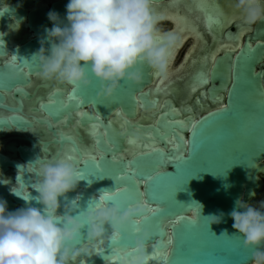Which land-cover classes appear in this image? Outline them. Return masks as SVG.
Here are the masks:
<instances>
[{
    "label": "water",
    "instance_id": "95a60500",
    "mask_svg": "<svg viewBox=\"0 0 264 264\" xmlns=\"http://www.w3.org/2000/svg\"><path fill=\"white\" fill-rule=\"evenodd\" d=\"M68 2L0 0V200L6 201L9 212L39 207L34 200L26 205L22 199L37 195L32 189L38 179L36 172L43 164L57 160L66 149L77 148L79 163L75 166L87 179L67 195L69 201L78 197L76 203L82 210L105 191H114L118 183L131 187L130 181L116 179L130 162L133 171L161 174L149 199L151 206L163 211L140 227L142 232L152 234L149 254L153 242L161 239L157 234L160 228L165 230V240L173 236V245L166 261L153 264L190 259L201 264H251L252 250L243 247V238L236 235L229 214L238 199L256 207L264 198V20L249 27L235 0H153L157 15L179 4L178 16L190 17L187 22L206 45L198 66L183 72L178 85L169 84L167 89L157 91L161 77L139 65L141 82L121 81L113 97L103 101L97 98L100 82L90 76L91 86L76 90L79 99L72 102L67 98L72 90L42 79L38 64L32 61L45 29L53 26L48 13L55 11L64 20ZM219 8L225 15L217 23ZM232 28L236 31L231 32ZM245 32L249 33L242 45ZM232 43L241 45L234 52L217 53L213 61L217 49ZM249 44L252 54L247 51ZM13 61L27 62L38 73L19 77L9 67ZM24 71L29 72V68ZM199 80L207 82L196 83ZM50 96L52 106L41 109L40 104H49ZM218 109L225 111L203 122L194 136L190 128L173 123L202 120ZM94 124L97 127L93 128ZM69 135L74 139H68ZM132 138L137 141L135 148L128 144ZM177 144L179 151L175 150ZM151 145L161 151H153ZM176 156L184 159H172ZM139 191H148L143 179L139 180ZM198 204L202 205L201 211ZM220 213L224 214L221 223L208 228L204 218ZM178 215L197 219V224L189 228L181 223L173 229L170 221ZM86 247L91 256L87 264H121L116 256L119 244L107 236L103 243Z\"/></svg>",
    "mask_w": 264,
    "mask_h": 264
},
{
    "label": "clouds",
    "instance_id": "9594fccd",
    "mask_svg": "<svg viewBox=\"0 0 264 264\" xmlns=\"http://www.w3.org/2000/svg\"><path fill=\"white\" fill-rule=\"evenodd\" d=\"M235 4L249 27L264 20L261 0H235ZM152 6L153 0H69L64 20L50 11L48 20L53 26L45 29L32 59L40 77L76 91L91 86V76L101 84L97 98L102 101L113 97L121 81L141 82L139 65L166 78L181 38L171 30H161L162 17ZM36 176L32 189L37 195L22 199L26 205L34 200L39 207L9 212L6 201L0 200V264H87L91 256L86 244L103 243L106 236L114 242L133 227L136 217L146 215L145 208L125 207L123 202L82 210L76 203L78 197L69 201L67 194L87 178L64 159L43 164ZM261 209L264 201L255 207L238 199L229 214L243 247L252 250L251 264H264ZM223 215L205 217L208 228L221 223ZM151 236L140 232L130 258L121 264H153L152 253L147 252Z\"/></svg>",
    "mask_w": 264,
    "mask_h": 264
},
{
    "label": "snow or ice",
    "instance_id": "6c2138e0",
    "mask_svg": "<svg viewBox=\"0 0 264 264\" xmlns=\"http://www.w3.org/2000/svg\"><path fill=\"white\" fill-rule=\"evenodd\" d=\"M225 15V13L223 12L222 8H219L216 10V16H217V20L216 22L219 23L221 22L220 18L223 17ZM232 15H235L234 13ZM242 19V17H240ZM174 22L177 24V29L179 30L181 23H182V18L181 17H176ZM231 51H236L235 48H231ZM193 50H190L189 56L192 55ZM249 54H252L253 49L252 46L249 44L248 45V49H247ZM187 59V57H186ZM214 57H213V61H214ZM9 67H12L13 71L17 74V76L19 77H25V76H30L31 72L36 71L38 73V69H33L32 65L28 64L27 62L23 63V64H16L14 61L11 62L9 64ZM28 67L29 68V72H25L24 68ZM39 74V73H38ZM206 75H211V71H206L205 73ZM158 77L157 74H154ZM172 73H169V76H171ZM207 81L205 80H199L196 83L198 84H202V83H206ZM161 84H163V81H161ZM13 87H15V85H13ZM58 92L60 91L59 89L57 90ZM52 95H55L52 94ZM68 100L75 102L77 101L79 98L76 95V91H72L71 93L68 94ZM21 100H23V96L21 97ZM52 99L51 96L49 98V104L45 105V104H40V108L41 109H45V108H50L52 106ZM223 111H225V109H218L217 113H210L208 117L203 118L202 120H194L191 119L190 122H185L183 120L180 121H173V123H175L179 128H190L193 136L194 134L197 133V129L199 127H201V125L203 124V122L210 120V118L216 117L217 115H219V113H222ZM50 116L54 115L53 113L49 114ZM97 119H99V117H97ZM60 120L63 121L64 118L60 117ZM53 123H55V121H53ZM30 127L31 125L28 124ZM97 127V125H93V128ZM68 139H74V137L72 136H68ZM180 140L183 142V137H180ZM170 143H172V141H170ZM187 145V142H184ZM128 144L130 146H132L133 148L136 147V142L132 139L128 140ZM152 150L153 151H161L160 149H158L155 145H151ZM179 145H175V150L179 151ZM144 155H147L148 153H143ZM56 159H64L70 163L76 164L79 163V156L77 155V148H72V149H66L60 156L56 157ZM88 160H92L94 161V157L92 156H88L87 157ZM172 159L174 160H183V156H176L173 157ZM93 166H95V168H98V165H96L95 163H93ZM82 173L85 176V173L82 171ZM161 174L159 172H157V174L155 176L153 175H144L143 173L137 172V171H133L132 167H131V162L129 163V165L126 167V169L123 171V174H119L116 176V179L118 181H130L131 182V187H129L127 184H120L118 183L116 186V189L114 191H105L104 194H102L98 200H93L90 201L88 204V207H92L93 205L96 204H105V203H121L123 202V205L125 207H135L137 205L145 208L147 210L146 215L144 216H140V217H136L133 221V227L129 230L124 231L121 236L119 237V239L114 240V243H118L119 244V250L116 253V256L119 260L122 259H127L130 258L131 256V251L133 249V246H130V244L133 245V241L135 240L136 236L142 232V228L140 227V225L142 223H147L150 220H152L155 216H157L159 213H161L163 211V209L159 208V207H153L151 206V201L149 199V193L151 191L154 190V182L156 181L157 177H160ZM143 179L145 185L148 187V191L146 192H140L139 191V180ZM134 192V195H133ZM17 194L19 195V192H17ZM25 198H27V196H25ZM155 199H153L152 201H154ZM185 224L186 226H188L189 228L194 227L197 224V220L196 219H188L186 216L184 215H178L177 218L172 219L170 221V224L172 226L173 229L176 228L177 225L179 224ZM161 239L158 242H153L152 245V260L153 262L155 261H166L168 259V256L170 255L168 253V249L173 245V236L172 235H168L167 240H165L163 237L165 236V230L163 228H160L158 233H157ZM176 264H201L200 261L195 260V259H190V260H184L182 262L177 261Z\"/></svg>",
    "mask_w": 264,
    "mask_h": 264
},
{
    "label": "bare ground",
    "instance_id": "6f19581e",
    "mask_svg": "<svg viewBox=\"0 0 264 264\" xmlns=\"http://www.w3.org/2000/svg\"><path fill=\"white\" fill-rule=\"evenodd\" d=\"M179 4H174V6H170L168 8H166L163 11H159L160 14L159 16L162 17V22H166L172 25L171 31H173L174 33H176L180 38H181V44L180 47L176 50V52L173 54L172 60H171V66L169 68L168 74L166 78H160L159 81L157 82V91H162L164 90V88L167 86H171V85H178V79H182L184 77L185 74L181 75L183 72H187L188 70H193L194 66L196 64V66H198L200 60L202 59V57H200L198 59V61L196 63H194L196 61L194 57L195 54H197L199 51V53H205L206 49H205V45L203 44L202 40L200 39V36L198 35V32L196 29H194V26L192 25V23H190V21L187 22V19L190 20V17L185 15V17L182 18V23L181 26L179 28V30L177 29V24L174 22L176 17H179ZM232 20H229V26L231 25ZM191 37H195L196 39V43L195 46L192 48H190L191 50L194 49V51L192 52V55L189 56V53L187 55V59L185 58V60L183 61V63L180 65L179 68L177 67H173V62L174 59L176 58V56L178 55L179 50L183 47L184 43L189 40ZM204 45V46H203ZM240 44H238L237 49L239 48ZM233 45L232 44H224L222 47H220L219 49H217V52L215 54H212L213 57L216 56L217 53L220 52H224V51H230V48H232ZM199 55V54H198ZM177 69V70H176ZM169 73H172L171 76H169ZM161 81H163V84H161ZM171 84V85H169ZM264 201L261 200L258 205L256 207H259L260 203Z\"/></svg>",
    "mask_w": 264,
    "mask_h": 264
},
{
    "label": "rangeland",
    "instance_id": "374dc122",
    "mask_svg": "<svg viewBox=\"0 0 264 264\" xmlns=\"http://www.w3.org/2000/svg\"><path fill=\"white\" fill-rule=\"evenodd\" d=\"M160 27H161L162 31H168L171 29L172 25L169 23H166V22H162ZM191 44H192V41L187 40L184 43L183 47L179 50L178 55L176 56V58L174 59V62L172 64L174 68L179 65V63L181 62V60L183 58V55L186 54L187 50L191 47Z\"/></svg>",
    "mask_w": 264,
    "mask_h": 264
},
{
    "label": "flooded vegetation",
    "instance_id": "af4514ba",
    "mask_svg": "<svg viewBox=\"0 0 264 264\" xmlns=\"http://www.w3.org/2000/svg\"><path fill=\"white\" fill-rule=\"evenodd\" d=\"M226 7H227V6H226ZM223 8H224V10H225V5L223 6ZM227 8H228V7H227ZM225 11L227 12V10H225ZM172 29H173V28H172ZM170 30H171V29H170ZM235 31H236V30H235L234 28H232L231 32H235ZM248 33H249V32H245L244 35L241 36L240 43H241L242 45H243V42H244V40H243L244 38H243V37L245 36V34H248ZM189 40L192 41L191 47L193 48V47L195 46L196 39H195V37H191ZM202 42H203V41H202ZM203 44H204V42H203ZM238 44H239V43H238ZM238 44H235V43L233 44V43H232V45H233L232 48L237 49ZM241 44H240V45H241ZM204 45H205V44H204ZM204 45H203V46H204ZM235 45H237V46H235ZM205 46H206V45H205ZM191 47H190V48H191ZM190 48L187 50L186 54L183 55V57L185 56V57H184V60H185V58L187 57L188 53H190V50H191ZM230 49H231V48H230ZM205 51H206V50H205ZM199 52H201V51H199ZM221 53H222V52H220V53H218V54L220 55ZM198 54H199V53H198ZM203 55H204V53H200L199 58H200V57H203ZM212 57H213V55H212ZM182 60H183V59H182ZM182 60H181V62H182ZM184 60H183V61H184ZM176 67H177V66H176Z\"/></svg>",
    "mask_w": 264,
    "mask_h": 264
}]
</instances>
